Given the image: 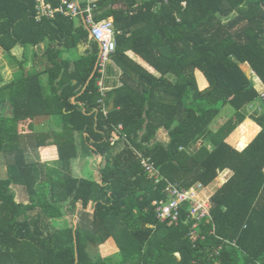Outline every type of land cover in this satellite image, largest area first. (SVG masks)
I'll return each mask as SVG.
<instances>
[{
	"label": "trees",
	"instance_id": "16d2710c",
	"mask_svg": "<svg viewBox=\"0 0 264 264\" xmlns=\"http://www.w3.org/2000/svg\"><path fill=\"white\" fill-rule=\"evenodd\" d=\"M44 1L54 8L62 2ZM95 6V20L113 19L112 59L121 70L106 116L95 108L98 45L87 30L59 12L39 15L37 0H0V47L14 67L0 86V264H128L136 255L140 264H264V103L260 112L254 108L258 89L241 67L247 63L264 85V0ZM82 43L88 47L78 52ZM30 47H43L47 66L28 67L26 56L12 52ZM226 105L235 116L208 131ZM42 114L60 115L61 129L27 122ZM247 117L261 129L247 146L243 136L238 150L225 139ZM119 123L123 130L111 143ZM160 128L168 143L158 140ZM201 137L210 148L191 152ZM52 146L56 158L44 162L40 151ZM136 152L163 178L150 179ZM81 155L100 159L97 176L71 174L70 162ZM226 170L195 246L184 208L170 222L156 217L153 202L168 199L166 180L206 186ZM14 185L23 187L26 203ZM109 238L121 245L118 259L92 257L88 249Z\"/></svg>",
	"mask_w": 264,
	"mask_h": 264
},
{
	"label": "built area",
	"instance_id": "2783aa9c",
	"mask_svg": "<svg viewBox=\"0 0 264 264\" xmlns=\"http://www.w3.org/2000/svg\"><path fill=\"white\" fill-rule=\"evenodd\" d=\"M37 1L40 3L39 15H45L53 18L54 14L59 12L65 16L71 17L72 19H81L83 25L88 31L89 41L97 43L98 56L95 71L97 73L96 86L100 97L97 99L95 108L98 112H101L106 116L108 114V110L104 97L106 96L108 90L110 91L114 88L111 86V81L108 80V67L111 63H113L112 56L116 50L115 35L117 31L115 30L113 19L108 17L101 20H95L93 10L96 7L95 3L97 0H62L57 8L52 7V5L44 0ZM83 3H85L84 6H82ZM258 99L261 103H264V85L258 89ZM122 130V124L119 123L116 125L109 137L111 143H114L119 138V134ZM136 156L139 159L145 174L150 179L158 182L163 178L150 158L144 157L140 153H136ZM166 181L167 185L164 190L168 195V199L166 201L153 202L155 205L156 217L161 222H170L169 219H171V221L176 220L180 216L181 209L184 208L187 221L192 223L189 232V239L195 246L199 237L198 230L201 221L211 218L210 195L208 194V191L205 193L203 192L206 188L201 183H197L189 188H183L176 182H171L169 180ZM200 188L204 189L198 190ZM194 189L198 191L196 192Z\"/></svg>",
	"mask_w": 264,
	"mask_h": 264
},
{
	"label": "rangeland",
	"instance_id": "374dc122",
	"mask_svg": "<svg viewBox=\"0 0 264 264\" xmlns=\"http://www.w3.org/2000/svg\"><path fill=\"white\" fill-rule=\"evenodd\" d=\"M73 22H74V26L75 27H81V26H83V28L85 29V26L83 25V23H82V21L79 19V18H73ZM17 48V47H16ZM32 48H34V47H30L28 50H27V52H26V54H27V56L29 57V56H31V54L30 53H33V52H31V51H33V49ZM37 50L38 51H40V48H37ZM14 52H16V56H18V57H21L22 55H23V50L22 49H16V50H13ZM12 51V52H13ZM28 51H30V52H28ZM79 52V51H78ZM30 54V55H29ZM72 56L74 55V52H72V54H71ZM76 56V52H75V55H74V57ZM22 58V57H21ZM43 60V62H45V60L44 59H42ZM12 62L11 61H9L8 60V57H7V54H6V52H4L3 50H2V48L0 47V77H1V79H0V86L3 84V83H5L6 81H8V80H10L11 79V74H12V71H13V69H14V67L12 66V64H11ZM36 64H38V62H36ZM39 65V64H38ZM198 74H199V72H196V75L198 76ZM249 77H251L252 78V75L249 73ZM198 80L200 81V78L198 77ZM198 81V84H199V87H200V89H203V88H205L207 85L205 84V83H202L201 81H202V79H201V81L199 82ZM256 103L257 104H261V102H260V100L259 99H257L256 100ZM257 108V111L258 112H260V110H261V107H259V105H255V109ZM246 112L247 113H249V114H251V113H253L252 112V110H250V109H247V107H246ZM234 113H235V111L232 109V107L230 106V105H226L223 109H222V112H221V115H220V117H218V119L216 120V123H214V125L213 126H209L208 127V131L210 130V131H215L216 130V128L218 127V125H221L226 119H228V118H230L231 116H233L234 115ZM233 114V115H232ZM235 116V115H234ZM41 120V119H40ZM253 120L252 119H250V118H246V121L243 123V122H241V125H239L238 127H236V129H234L232 132H231V134H230V139H227V141H229V142H232V143H230L231 144V146H233L234 148H236V149H239V148H244V147H242L241 146V138L243 137V136H245L246 138L248 137V142L247 143H249L254 137H255V135L253 134V131L251 132V133H247V130H248V128H249V124H250V122H252ZM242 123H243V126H242ZM255 123V122H254ZM42 124H46V123H42ZM216 124V125H215ZM257 124V123H256ZM34 126V125H33ZM46 128H47V125H42V126H34V129H44V130H46ZM52 129H55L54 127H51ZM48 129V128H47ZM55 130H57V129H55ZM60 130V129H59ZM163 131L161 130L160 131V134L159 135H161V136H163ZM250 135V136H249ZM205 139H207V137H201V138H199V140H203L204 142L203 143H201V142H199L198 143V147H201V146H206L207 145V148H210V146L211 145H208L209 144V142L207 141V140H205ZM194 142H196V141H194ZM247 145V144H246ZM43 158V161L44 162H53L54 160H55V158H56V155H55V153H53L52 155H51V153L49 152V150H48V153H44L43 154V156H42ZM84 157H85V155H84ZM92 159H94V157H91ZM99 158V157H98ZM54 159V160H53ZM99 162H100V159H97V160H95L93 163H94V165L93 166H95V170L97 171L98 170V164H99ZM88 162L86 161V160H83L82 162H79V160H72L71 162H70V164H71V174L73 175V176H75V177H82V176H85V175H88L89 174V172L91 171L90 169V165H88L87 164ZM2 167V168H1ZM97 167V168H96ZM0 169H5L6 170V166H5V164H2V165H0ZM97 172H96V176H97ZM221 176H225V174L224 173H222V174H220L217 178H216V180H214V182H213V184H212V186H213V189H215L216 187H219L220 185H219V183L221 182V180H219L218 178L219 177H221ZM197 183H195V184H193V186L194 185H196ZM215 185V186H214ZM14 187H15V192H16V194H17V196H16V199H21V198H23V196H24V189H23V187L21 186V185H14ZM211 187V186H210ZM193 188H195V187H193ZM204 188H200V189H198V190H203ZM195 190V189H194ZM198 190H195L196 192L198 191ZM208 189H205L203 192L205 193L206 191H207ZM210 191H212V192H215V191H213V190H211L210 189ZM76 218H78V216H76V217H72L71 215H68V221H71V222H74V220H76ZM57 221H60V222H62L63 220L62 219H58ZM156 240V238L154 237V238H152L151 239V242H150V248H152L153 247V245H154V241ZM121 245L117 242V240L115 239V238H109V239H107V241L105 242V243H103L102 245H98V246H91L89 249H88V251H89V253L91 254V256L92 257H96V256H98V255H101V257H106V258H112V260L114 261V260H117L118 259V256H119V252H121V253H123V251L121 250V247H120ZM142 255H143V253H142ZM138 258V259H137ZM143 262V259L140 257H138V255H136L135 257H132V258H129L128 259V261H127V263L128 264H140V263H142Z\"/></svg>",
	"mask_w": 264,
	"mask_h": 264
},
{
	"label": "crops",
	"instance_id": "0c3cea01",
	"mask_svg": "<svg viewBox=\"0 0 264 264\" xmlns=\"http://www.w3.org/2000/svg\"><path fill=\"white\" fill-rule=\"evenodd\" d=\"M82 1V0H81ZM112 18V17H111ZM86 29V28H85ZM87 30V29H86ZM87 33H88V31H87ZM79 47V50L78 51H82V50H85L87 47H88V44H81V45H79L78 46ZM37 48H39V47H34V48H32L33 49V51H35L37 54H38V56H35L34 58H33V53H30L31 54V56H29V58H28V56H27V54H26V52H27V50H24V49H22L23 50V55L21 56L22 58H25V56H26V62H27V65L26 66H28V67H30V65L32 64V62H34L35 63V67H38V68H42L43 67V65L44 66H47V62H48V60H47V53L46 52H44V50H43V47H40V51H38L37 50ZM19 50H20V48H19ZM33 51H31V52H33ZM28 52H30V51H28ZM72 52H74L75 53V51L73 50V49H71L70 51H68L67 52V54L68 53H70V54H72ZM13 53L14 54H16V52H14L13 51ZM29 54V55H30ZM66 54V55H67ZM130 55H132L131 53H130ZM40 58H41V60H40ZM42 59H44L45 60V62H43V60ZM36 62H38V64H36ZM241 67H242V69H243V71L245 72V74L247 75V76H249V73L252 75V79H253V81L255 82V86H256V88L257 89H260L262 86H263V84H262V82L260 81V79L254 74V72L251 70V68H250V66L247 64V63H244V64H242L241 65ZM108 75H109V78H108V80L109 81H111V86H113V87H118L119 85H120V75H121V70L119 69V67L118 66H116L115 65V63H114V61H113V63H111L110 65H109V69H108ZM13 78V72H12V74H11V79ZM10 79V80H11ZM10 80H8V81H6L5 83H8ZM5 83H3V84H5ZM111 91V90H110ZM109 90H108V92L106 93V96L104 97V100H105V104H106V107H107V110H108V113H109V111L110 110H112V108L114 107V105H113V107L112 108H110V102L111 101H113V102H115V94L113 93H111ZM46 104V103H45ZM255 105H261V104H255ZM253 110V109H252ZM253 112H254V110H253ZM43 115V116H42ZM41 116H38V117H36L35 119H29V120H27V122H29V123H31V124H33L34 126H42V125H47V128L49 129V128H51V127H54L55 129H57V130H59V129H61V127H62V121H61V117H60V115H58V114H53V115H44V114H42ZM108 115V114H107ZM41 119V120H40ZM246 121V118L244 119V121H243V123ZM42 123H46V124H42ZM243 123H242V126H243ZM239 125H241V124H239ZM238 125V126H239ZM237 126V127H238ZM46 128V129H47ZM236 129V128H235ZM260 126H258L256 123H254V121H252V122H250V124H249V128H248V130H247V133L249 134V133H251L252 131L254 132V135H256L259 131H260ZM42 130H44V129H42ZM163 131V136H161V135H159L160 134V131ZM234 130V129H233ZM232 130V131H233ZM231 131V132H232ZM231 132L228 134V136L226 137V142H228L229 144L230 143H232V142H229V141H227V139H230V134H231ZM157 138H158V140H160V141H162V142H164V143H168L169 142V140H170V138H169V133H168V131L165 129V128H160L158 131H157ZM199 142H201V143H203L204 141L203 140H197L196 142H193L191 145H190V148H191V152H196V151H198L201 147H198V143ZM249 143H247V145H248ZM209 145V144H208ZM231 145V144H230ZM246 145V146H247ZM48 150H49V152L51 153V155L53 154V153H55V155H56V150H55V146H52V147H47L46 148V150H43V151H40V156H41V159L43 158L42 156H43V154L45 153H48ZM238 150H242V148H239ZM136 153H139V152H136ZM142 155V154H141ZM144 156V155H143ZM144 157H146V156H144ZM149 158V157H148ZM43 160V159H42ZM73 160H79V162H82L83 160H86L88 163V165H90V170H92L94 173V176H96L95 174H96V170H95V166H93L94 165V161H95V158L94 159H92L90 156H88V155H85V157H84V155H81V156H78L77 158H75V159H73ZM98 167V166H97ZM96 167V168H97ZM222 173H224L225 174V176H221V177H219L218 179L219 180H221V182L219 183V185L226 179V177L228 176V174H229V171L228 170H226V171H224V172H222ZM216 180V179H215ZM214 182V181H213ZM213 182L209 185V189H211V190H213V191H215L218 187H216L215 189H213V186H212V184H213ZM211 186V187H210ZM215 186V185H214ZM210 192H212V191H210ZM19 201H23L24 203H26L27 201H26V198H25V196H23V198H21V199H18Z\"/></svg>",
	"mask_w": 264,
	"mask_h": 264
},
{
	"label": "clouds",
	"instance_id": "9594fccd",
	"mask_svg": "<svg viewBox=\"0 0 264 264\" xmlns=\"http://www.w3.org/2000/svg\"><path fill=\"white\" fill-rule=\"evenodd\" d=\"M180 149H182V147H180ZM190 149H191V148H190ZM221 174H222V173H221ZM198 183H200V182H198ZM211 183H212V182H211ZM211 183H210V184H211ZM201 184H202V183H201ZM210 184H209V185H210ZM202 185H203V184H202ZM209 185H206V186L203 185V186H204L206 189H208L207 191H208V194L210 195V203H211V205H212L211 197H212V195L214 194V192H210ZM192 186H193V185H192ZM190 187H191V186H190ZM216 190H217V189H216ZM216 190H215V191H216ZM210 210H211V209H210ZM210 212H211V211H210ZM210 215H211V213H210ZM211 218H212V217H211ZM200 224H201V223H200ZM191 225H192V224H191ZM190 228H191V227H190Z\"/></svg>",
	"mask_w": 264,
	"mask_h": 264
},
{
	"label": "water",
	"instance_id": "95a60500",
	"mask_svg": "<svg viewBox=\"0 0 264 264\" xmlns=\"http://www.w3.org/2000/svg\"><path fill=\"white\" fill-rule=\"evenodd\" d=\"M113 105H114V102H113V101H111V102H110V108H112V107H113Z\"/></svg>",
	"mask_w": 264,
	"mask_h": 264
}]
</instances>
